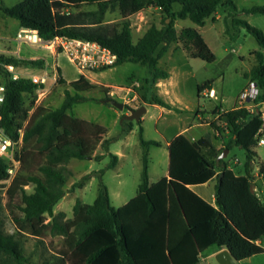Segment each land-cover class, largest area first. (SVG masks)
Masks as SVG:
<instances>
[{
  "label": "trees",
  "instance_id": "1",
  "mask_svg": "<svg viewBox=\"0 0 264 264\" xmlns=\"http://www.w3.org/2000/svg\"><path fill=\"white\" fill-rule=\"evenodd\" d=\"M86 5L96 7L84 10ZM152 6L167 13L164 24H151L134 41L129 16ZM220 6L239 10L234 0H20L13 5L2 4L1 9L17 17L21 27L37 29L44 39L67 36L108 46L117 54L113 65L125 61L145 63L151 75L148 80L155 84L159 78L169 75L158 63L171 42H179L190 56L208 61L216 58L198 27L186 26L178 32L175 22L189 17L204 25ZM115 8L125 18L123 21L111 27L86 25L85 16L101 23L106 12ZM243 10L264 14V4ZM167 18L170 20L166 21ZM234 22L245 25L263 46V50L253 51L257 63L246 76L259 86L255 101L264 100V31L243 18L235 17ZM0 61L28 71L45 65L42 58L20 57L14 53H0ZM57 73L56 83L64 86V97L54 107L37 102V90L44 84L35 83L29 76L13 79L6 73L0 125L7 136L20 142L21 164L8 183H0V264H50L49 259L34 262L29 258L25 242L19 236L25 234L38 238L59 236L53 264H202L204 255L223 248H228L238 260L264 251L260 242L264 238V200L251 189L255 184L253 166L257 156L253 147L258 145L257 132L262 119L258 110L251 111L245 105L224 110L216 120L209 121L220 133L225 129L230 131L231 139L226 147L239 145L246 149L242 172L235 171L225 158H211L186 134L178 133L168 145V175L152 182L149 146L161 142L146 139L141 130L144 167L134 196L123 205L114 206L107 185L101 182L93 202L81 199L75 202L72 217H66L64 211L56 212V204L67 192L72 173L67 164L71 158L110 156L105 167L84 174L72 188L82 186L95 174L102 177L119 161L118 154L110 150L116 137H105L102 124L69 112L74 103L88 98L82 92L98 87L107 91L109 87L94 83L85 74L68 80L60 66ZM211 84L212 80L199 83L198 93L207 87L213 88ZM105 97L110 95L102 98ZM143 98L139 106L147 103L146 95ZM148 102L167 104L157 95ZM213 112L219 113V107ZM98 147L102 151L96 153ZM258 165L264 174V162ZM9 166L10 161L0 156V181L9 178ZM215 175L218 182L215 203H212L193 186ZM2 208L8 210L14 232L6 230Z\"/></svg>",
  "mask_w": 264,
  "mask_h": 264
},
{
  "label": "rangeland",
  "instance_id": "2",
  "mask_svg": "<svg viewBox=\"0 0 264 264\" xmlns=\"http://www.w3.org/2000/svg\"><path fill=\"white\" fill-rule=\"evenodd\" d=\"M20 0H0V53H14L27 58H42L45 65L41 68H30V73H41L47 70L50 75H54L56 62L61 66L67 78L73 79L80 75L79 68L70 60L65 51L54 55L49 49L41 45L20 42L17 35L22 27L17 17L5 13L1 5H13ZM239 7L235 11L231 7L220 6L216 14L207 18L204 25H199L191 18H178L175 26L178 32L186 26H195L200 29L206 41L216 54L213 61H208L200 57L190 56L179 42H171L168 50L159 59V67L167 70L169 75L162 77L159 84H153L148 80L150 72L147 64L140 61H125L123 63L110 66L104 69L86 70V74L94 83H101L115 89L117 92L113 98L125 102V107L120 109L111 103L102 101V97L108 94L101 87L82 92L88 98L74 103L69 112L75 116L85 118L104 126L105 137H116L110 145V150L116 154L122 153L119 162L115 167L108 168L102 177L97 174L87 179L82 186L73 187V183L93 170H98L106 166L110 160L107 155L102 159L96 158H71L68 167L71 169L66 188L65 196L56 204L55 211H64L66 217L73 216V206L78 199L85 202H93L100 190V184L107 185L111 202L114 206L123 205L129 198L137 193L141 175L144 167V147L141 144V130L146 139H156L160 145L149 146V173L150 181H156L164 176L169 168V148L167 141L178 133H184L198 138L209 131L212 141L218 145L222 139L215 135V128L209 123L213 118V110L221 106L232 109L239 104L241 91L248 85L249 73L257 63L253 51L263 50V46L257 37L243 25L234 22L235 17L248 20L251 24L264 31V14L245 11L253 5L264 4V0H234ZM95 5L84 6V10L95 9ZM176 7H179L177 4ZM77 11V9H74ZM167 13L160 7L152 6L136 12L129 18L133 26V39L137 41L155 23L162 26ZM86 25L96 28L99 25L111 27L125 18L119 9H109L101 23L93 22V18L85 16ZM170 19L167 18L166 21ZM44 57V58H43ZM47 60V64H46ZM28 72V70H27ZM56 79L50 77L45 83L47 90L42 95L44 104L54 107L58 106L64 97V86L56 83ZM139 80L141 86L138 90V100L131 101V105L125 100L124 90L121 87L132 86L133 82ZM206 80H212L216 97L207 94L210 87L198 93V84ZM38 92V91H37ZM131 92L129 95H133ZM39 95V93H38ZM147 103L146 111L142 115L141 121L137 119H123L126 113H130V108H137L140 102ZM157 95L167 104H157L148 102ZM127 98V97H126ZM29 102V100H28ZM128 105V106H127ZM135 105V106H133ZM138 105V106H137ZM220 125H223L219 121ZM225 131V130H224ZM224 134V141L228 143L231 134ZM209 133V134H210ZM203 141V140H201ZM199 142V141H198ZM20 148V144L17 145ZM256 162L253 172L257 171L260 161H264V146L255 145ZM101 147L95 151L99 153ZM223 152L227 154L225 160L233 167H244L247 153L246 149L239 145H232L231 148H224L218 152L220 156ZM3 180L0 183H8ZM258 192L262 194L264 200V178H258ZM2 189L5 187L1 185ZM31 189V187H29ZM263 189V193H261ZM7 198L4 197V203ZM1 216L4 219L5 228L9 232L15 231V225L7 209H1ZM50 218V216H48ZM25 242V251L34 262H42L46 259L53 264L54 249L57 247L59 236L48 235L38 238L30 234L19 235ZM264 247V241L262 243ZM202 264H221L215 253H207L202 257ZM240 264H264V251L254 254L249 258L240 260Z\"/></svg>",
  "mask_w": 264,
  "mask_h": 264
},
{
  "label": "built area",
  "instance_id": "3",
  "mask_svg": "<svg viewBox=\"0 0 264 264\" xmlns=\"http://www.w3.org/2000/svg\"><path fill=\"white\" fill-rule=\"evenodd\" d=\"M17 37L20 42L41 45L53 52L57 50L65 51L70 60L81 70L99 69L105 66H110L117 60V54L112 51L111 48L102 45L97 41L67 36H56L52 39H44L38 34L37 29L30 27H23ZM6 73H9L13 79H18L22 76H29L35 83L39 85L44 84V86H40L37 90L39 93L37 102H40L42 95L47 90L45 83L50 77L55 78V76L50 75L47 70H44L41 73H28L23 71L22 68H18L11 62L0 61V103L5 98ZM140 86L141 82L136 80L133 82L132 86L121 87V89L124 90L123 96L130 105L131 101L136 102L138 100V90ZM259 90L260 89L256 81L249 80L248 85L241 91L239 105H245L251 111L258 110L260 112L262 123L257 132L258 145L264 146V100L255 101L259 94ZM116 92L117 91L115 89L108 90L110 97H112V95ZM131 92H134L133 95H129ZM207 94H209V96L216 97V92L213 88H210ZM19 144L20 142H16L7 136L3 127L0 125V156L5 157L10 161L8 169L10 176L6 179V181H10L20 167L21 162L18 158L20 148L17 147ZM253 176L254 180L257 179V177L264 176V174L260 171L259 166H257V171L253 173Z\"/></svg>",
  "mask_w": 264,
  "mask_h": 264
},
{
  "label": "crops",
  "instance_id": "4",
  "mask_svg": "<svg viewBox=\"0 0 264 264\" xmlns=\"http://www.w3.org/2000/svg\"><path fill=\"white\" fill-rule=\"evenodd\" d=\"M141 11V10H140ZM139 12V11H138ZM135 14V13H134ZM134 14H132V15H130L129 16V18L131 17V16H133ZM216 16L218 17V16H222L221 14H216ZM23 28V27H22ZM54 55H57V53L58 52H62V50H57V51H55V52H53V51H51ZM18 56H20V57H24V56H21V55H18ZM27 58V57H26ZM33 58H36V57H33ZM44 58V57H43ZM46 64H47V60H46ZM57 66H60L57 62H56V64H55V70H54V76H55V74H56V70H57ZM61 67V66H60ZM62 69V68H61ZM80 70V75L81 74H85L89 79H90V77L86 74V70H81V69H79ZM91 70H93V69H91ZM23 71H25V72H27V70L26 69H23ZM28 73H30L29 71H28ZM62 73H63V75L66 77V75L64 74V71H63V69H62ZM80 75L78 76V77H80ZM78 77H76V78H78ZM53 78V77H52ZM67 78V77H66ZM76 78H73V79H76ZM53 79H56V77L55 78H53ZM68 80H73V79H70V78H67ZM91 80V79H90ZM161 82V78H159L158 79V81L155 83V84H159ZM214 89V88H213ZM215 90V89H214ZM239 104H236L234 107H236V106H238ZM233 107V108H234ZM221 109L222 110H229V108H224L223 106H221ZM222 114V112H219V113H214L213 114V118H212V120H216L220 115ZM210 123V122H209ZM226 134H230V131L228 130V129H225V131H224ZM210 132L209 131H207L204 135H203V137H202V139L201 138H198V137H196V136H189V135H187L191 140H193V142L196 144V146L197 147H199L204 153H206L208 156H210L211 158H215V159H217V160H219L220 158H225L226 156H227V154H226V156L225 157H220L219 155H218V152H222L223 151V149L224 148H226V142L223 140L224 139V134H222V133H220L217 129H215V135L217 136V137H220L221 139H222V143H220V144H218V145H216L213 141H212V136H211V133L209 134ZM177 135V134H176ZM175 135V136H176ZM174 136V137H175ZM173 137V138H174ZM172 138V139H173ZM172 139H170V140H168L167 141V145H169V143H170V141L172 140ZM201 140H203V141H201ZM208 140H210V141H208ZM199 141V142H198ZM101 152V151H100ZM118 156H119V160H120V157L122 156V153L121 152H118ZM119 162V161H118ZM264 162V161H263ZM220 164H222V162H220ZM228 164L230 165V163L228 162ZM232 166V165H231ZM234 169H235V171H238V172H242V169H243V167H237V168H235L234 167ZM168 171H169V168H168ZM168 171H167V173L165 174V175H168ZM218 172H219V170H218ZM254 173V172H253ZM258 178H264V176H261V177H257V179H255L254 181H255V184H254V189H255V191H257V193H258V195L259 196H261L262 194H260L259 192H258V185H257V182H258ZM217 182H218V178H217V175H215L212 179H210V180H208L207 182H205V183H202V184H197V185H194L193 186V188H194V190L195 191H197L200 195H202L204 198H206V199H208V200H210L212 203H215V199H216V196H215V191H216V185H217ZM261 191V193H263V189H261L260 190ZM262 197V196H261ZM130 199V198H129ZM128 199V200H129ZM263 199V198H262ZM127 200V201H128ZM126 201V202H127ZM125 202V203H126ZM263 241H264V238L262 239V240H260V242L261 243H263ZM214 253H216V252H214ZM213 253V254H214Z\"/></svg>",
  "mask_w": 264,
  "mask_h": 264
},
{
  "label": "water",
  "instance_id": "5",
  "mask_svg": "<svg viewBox=\"0 0 264 264\" xmlns=\"http://www.w3.org/2000/svg\"><path fill=\"white\" fill-rule=\"evenodd\" d=\"M102 101L104 102H109L112 105L123 109L125 107V103L119 99L113 98V97H105L102 98ZM130 113H126L123 116V119H137L139 120L143 113L146 111V106L145 105H141L137 108H130L129 109ZM226 153L223 152L220 157H225ZM251 189L254 191V184L251 185ZM215 256L217 258V260L221 263V264H240V260L236 259L231 251L228 248H223L219 251H217L215 253Z\"/></svg>",
  "mask_w": 264,
  "mask_h": 264
}]
</instances>
